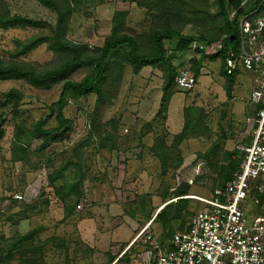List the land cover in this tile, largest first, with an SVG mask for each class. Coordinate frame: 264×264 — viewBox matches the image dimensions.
<instances>
[{
    "label": "rangeland",
    "instance_id": "obj_1",
    "mask_svg": "<svg viewBox=\"0 0 264 264\" xmlns=\"http://www.w3.org/2000/svg\"><path fill=\"white\" fill-rule=\"evenodd\" d=\"M3 1V12L41 21L42 26L0 27V61L58 67L62 58L47 44L23 50L33 37L53 36L57 13L37 0ZM68 1L66 37L87 46L90 57L106 40L122 35L135 37L141 52L149 53L154 49L152 33L169 25L211 41V46L194 42L189 52L174 59L177 69H192L190 53L192 59L205 52L213 55L226 35L219 0ZM164 44L172 54L176 40ZM129 51L121 47L112 54L102 98L94 93L69 96L66 127L58 128L54 113L62 83L44 90L23 80H0V98L11 90L23 97L17 109L0 107L5 120L0 250L12 255L4 264H151L168 249L175 231L204 208L202 199H210L226 183L239 155L243 159L237 147L250 143L251 135L248 143L237 139V121L228 103L215 106L214 98L200 103L197 87L191 92L173 89L197 109L190 138L177 141L173 133L178 131H169L162 103L163 70L147 66L135 75ZM220 65V58L210 64L215 78ZM91 73L92 68L78 67L70 79L83 82ZM182 98L176 93L173 120L182 118L177 111ZM38 127L57 131L45 139L38 136ZM251 198L258 200L254 214H264V177Z\"/></svg>",
    "mask_w": 264,
    "mask_h": 264
},
{
    "label": "trees",
    "instance_id": "obj_2",
    "mask_svg": "<svg viewBox=\"0 0 264 264\" xmlns=\"http://www.w3.org/2000/svg\"><path fill=\"white\" fill-rule=\"evenodd\" d=\"M43 6L55 11L58 15V20L53 29V36H36L31 38L25 45L24 51H31L42 44H47L48 48L62 58V63L55 68H47L33 64H6L0 61V80H23L29 85L40 88L50 89L55 84L62 83L63 88L59 99L54 105L55 118L59 123V127H66L69 120L65 117L64 109L68 103L70 95L83 96L88 94H96L98 100L103 96V86L107 80V73L110 69V62L112 54L121 47L128 48L130 63L133 73L138 75L144 67L152 66L161 68L164 72L163 96L162 103L165 113L167 111L168 103L173 95L175 86V77L179 71L174 65V59L177 55L189 52L191 45L194 42L211 46V41L207 40L205 36L198 37L184 35L181 32L174 31L169 25L163 30H156L152 33V42L154 49L149 53H142L141 46L138 40L130 35H122L106 40L104 46L100 48L94 57L89 56V49L85 45L70 42L66 37L67 32V17L71 13L68 0H37ZM4 1L0 0V6H3ZM218 16L223 19L226 29V35L221 41L222 48L210 59L221 58L224 62L229 55V51L235 50L238 46L239 35V20L245 15L253 17H262L261 12L264 10V0H219ZM4 10V9H3ZM236 11V17L233 21L230 20L231 12ZM42 26V22L38 20L29 19L28 17L12 16L7 11L3 12L0 9V27L14 28V27H33L38 28ZM165 40H176V45L172 54L168 53L165 47ZM207 57L203 53V57L199 59H192V70L198 76L201 62L203 58ZM78 67L92 68V73L83 81L76 82L70 79L71 72ZM227 77V94L230 98L231 86L234 82L235 74ZM23 102L22 94L17 90H11L3 98H0V107H7L17 109ZM53 109V108H52ZM197 109L188 107L185 109V125L181 133L177 134V141L187 140L190 138L189 126L195 125L196 116L194 120L193 114H196ZM201 118V115H198ZM198 117V119H199ZM193 121H192V120ZM192 122V123H191ZM5 120L0 118V140L5 134ZM57 128L42 129L38 127V136L47 138L56 132ZM238 153V152H237ZM237 154H234V158ZM240 160L237 161V166L226 181L230 180L232 175L239 170L242 162V156L239 155ZM226 183L220 188L223 189ZM165 209V208H164ZM163 209V210H164ZM160 216L158 214L157 218ZM172 237V236H171ZM170 237V238H171ZM11 252V251H9ZM12 255L0 250V264L7 263L11 260Z\"/></svg>",
    "mask_w": 264,
    "mask_h": 264
},
{
    "label": "built area",
    "instance_id": "obj_3",
    "mask_svg": "<svg viewBox=\"0 0 264 264\" xmlns=\"http://www.w3.org/2000/svg\"><path fill=\"white\" fill-rule=\"evenodd\" d=\"M235 17L236 11L231 12L230 20ZM225 69L229 75L241 70L255 75L250 143L237 147L243 154L239 170L223 189L216 190L210 199H202L204 208L175 231L168 249L151 264H264V214H254L258 200L251 198L264 177L263 17L245 15L239 20L238 46L229 51ZM196 84L197 76L191 68L179 69L175 77L179 91L190 92Z\"/></svg>",
    "mask_w": 264,
    "mask_h": 264
},
{
    "label": "crops",
    "instance_id": "obj_4",
    "mask_svg": "<svg viewBox=\"0 0 264 264\" xmlns=\"http://www.w3.org/2000/svg\"><path fill=\"white\" fill-rule=\"evenodd\" d=\"M201 48H203V47H201ZM216 53H214V54H216ZM204 54L207 57H205L201 62V68H200L199 74L197 76V84L195 86V88L197 87L200 103L208 101L209 98L210 99L214 98L215 106L218 104V102L219 103L220 102L221 103L222 102L228 103L230 114L237 121V126H238V128L236 129L237 139H239V140L242 139V141L248 143L250 130L252 128V124H251L250 120L252 119V117L255 114V105L252 101V91H253L254 85H255V75L251 72L244 71V70L238 71L235 74L234 82L231 86L232 89H231V94H230V98H229L228 94H227V77L224 74L226 72L225 61L223 62L222 59L220 58L221 65H220V69L218 71V74H216L219 77L215 78V73L213 70H211L210 64L213 63L218 58L210 60V57L212 55H208L206 52ZM192 58H194V57H192V55L190 53V57L187 58V60H188L187 63H189L190 67H192V63H191ZM206 59L208 61H205ZM180 60L181 59H179V61ZM220 77H222V79H220ZM176 93H179V94H181V96H183L182 100L180 99L178 102V107L180 109H177V111L182 112L181 120L179 119L180 117H178V119H176V120H173L174 117H173L172 108H173V101H174ZM186 103H187V100H186L185 96L180 92L173 93V95H172V97L168 103L167 113H166L167 126L169 127V131L171 133L174 132V129H176V131H178V132L173 133V134H179L183 131L184 125H185V109L188 107L194 106V105L190 106ZM202 107L204 108V104H201L199 106V108H200L199 110L201 113H203L204 118L205 117L207 118V115L209 114V112L206 109L204 111V109ZM201 117H202V114H201ZM201 119H203V117ZM248 144H246V145H248ZM246 145H244V146H246Z\"/></svg>",
    "mask_w": 264,
    "mask_h": 264
}]
</instances>
